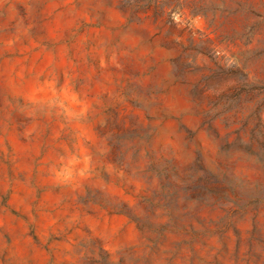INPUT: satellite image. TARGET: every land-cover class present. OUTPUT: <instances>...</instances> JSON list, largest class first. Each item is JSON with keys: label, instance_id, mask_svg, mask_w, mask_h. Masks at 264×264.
<instances>
[{"label": "rangeland", "instance_id": "rangeland-1", "mask_svg": "<svg viewBox=\"0 0 264 264\" xmlns=\"http://www.w3.org/2000/svg\"><path fill=\"white\" fill-rule=\"evenodd\" d=\"M0 264H264V0H0Z\"/></svg>", "mask_w": 264, "mask_h": 264}]
</instances>
